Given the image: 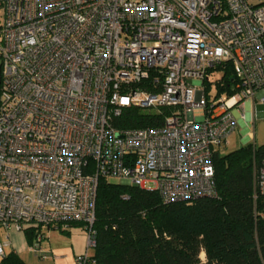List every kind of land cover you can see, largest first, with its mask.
Returning <instances> with one entry per match:
<instances>
[{"label": "built area", "instance_id": "1", "mask_svg": "<svg viewBox=\"0 0 264 264\" xmlns=\"http://www.w3.org/2000/svg\"><path fill=\"white\" fill-rule=\"evenodd\" d=\"M254 104L264 0H0V226L31 228L43 257L41 226L78 222L73 264H95L98 177L215 195L213 150ZM127 105L162 120L117 125ZM253 174L264 192V157Z\"/></svg>", "mask_w": 264, "mask_h": 264}, {"label": "trees", "instance_id": "2", "mask_svg": "<svg viewBox=\"0 0 264 264\" xmlns=\"http://www.w3.org/2000/svg\"><path fill=\"white\" fill-rule=\"evenodd\" d=\"M223 78L230 80V67H224ZM156 114L127 105L114 122L155 124L162 120ZM263 157L264 142L215 148L216 194L171 201H163L155 188L98 177L95 264H264V192L256 189L253 174V163L259 165ZM32 232L26 229L28 240ZM0 264L28 263L10 249L0 255Z\"/></svg>", "mask_w": 264, "mask_h": 264}, {"label": "rangeland", "instance_id": "3", "mask_svg": "<svg viewBox=\"0 0 264 264\" xmlns=\"http://www.w3.org/2000/svg\"><path fill=\"white\" fill-rule=\"evenodd\" d=\"M217 73V72H215ZM220 72H218L219 74ZM215 75V74H214ZM213 77V74H212ZM239 111V107L236 108ZM243 109V108H242ZM252 120H248L246 116L237 117L233 127L227 134V140L225 143L220 145L221 151L231 149L239 144L250 141L252 144H261L264 142V104H254L252 107ZM244 111V109H243ZM243 120V122L241 121ZM251 132V135L248 136L247 133ZM247 135V136H246ZM110 180L120 181L119 176L110 175L108 176ZM66 228L69 229L68 232L60 231V229L56 227H51L49 230L48 237H42L41 244L44 246L49 245H61L68 242H74L76 238L79 243L75 247L77 250H81L83 244L85 243L84 239V229L79 227L78 224H69ZM4 240V232L3 229L0 228V241ZM3 249L8 250L7 245H2ZM199 251V255L201 258H204V253ZM20 254L24 257V259L30 264H50L48 263L47 258H38L34 253H32L28 249H23L20 251Z\"/></svg>", "mask_w": 264, "mask_h": 264}, {"label": "crops", "instance_id": "4", "mask_svg": "<svg viewBox=\"0 0 264 264\" xmlns=\"http://www.w3.org/2000/svg\"><path fill=\"white\" fill-rule=\"evenodd\" d=\"M241 121L243 122V120H241ZM78 226L81 227L80 225H78ZM51 227H55V226H47V225L41 226V229L44 233V237L45 236L48 237L50 235L49 230L51 229ZM0 228H2L3 232H4V240L1 241L2 245H7L8 250L13 249L20 254L21 250L28 249L33 253V251L31 250V248L29 247V244H28L30 240L27 239L25 233L22 230L16 229L12 226L7 227V228L0 226ZM56 228H58V227H56ZM58 229H60V228H58ZM60 231H63V230L60 229ZM68 231H69V229L67 228L66 232H68ZM84 239H85V232H84ZM41 240H42V238L39 241L40 246L45 251L50 250V254L48 253L47 255H45L43 257H38V258H41V259L47 258L48 263H50V264H73V254L80 252L84 248V244H83V247L81 250L75 249V247L79 243L77 238L74 242L71 241L68 243L61 244V245H56V244L55 245H49L48 247L42 245ZM2 248H3V246H2ZM8 250H6V251H8ZM6 251L3 249L4 253ZM23 259H24V257H23ZM28 264H30V263H28Z\"/></svg>", "mask_w": 264, "mask_h": 264}]
</instances>
